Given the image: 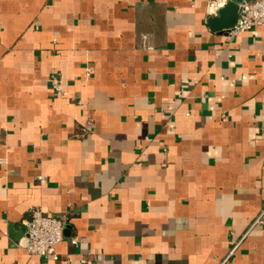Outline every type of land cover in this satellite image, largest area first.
<instances>
[{"label":"crops","instance_id":"obj_1","mask_svg":"<svg viewBox=\"0 0 264 264\" xmlns=\"http://www.w3.org/2000/svg\"><path fill=\"white\" fill-rule=\"evenodd\" d=\"M209 2L0 0V264H264V27Z\"/></svg>","mask_w":264,"mask_h":264},{"label":"built area","instance_id":"obj_2","mask_svg":"<svg viewBox=\"0 0 264 264\" xmlns=\"http://www.w3.org/2000/svg\"><path fill=\"white\" fill-rule=\"evenodd\" d=\"M225 1L210 0L208 8L215 12ZM254 26L264 27V0H250L242 5L236 20L232 27L227 32V37H235L238 34L251 29ZM148 33H142V41L149 38ZM146 48H151L150 45L143 44ZM51 85L56 93L62 94L63 88L60 79L55 75H51ZM37 179L41 182L45 181L44 175H38ZM25 226L24 237L29 240L26 249L31 254L40 256H50L53 259L58 258L56 246L64 238L65 217L52 215L43 211L40 207H31L28 217L23 221ZM264 223V210H262L249 228ZM75 243V239H72ZM236 246L229 251L221 264L225 263L234 254Z\"/></svg>","mask_w":264,"mask_h":264},{"label":"water","instance_id":"obj_3","mask_svg":"<svg viewBox=\"0 0 264 264\" xmlns=\"http://www.w3.org/2000/svg\"><path fill=\"white\" fill-rule=\"evenodd\" d=\"M249 1L250 0H226L213 15L207 18L206 25L208 29L212 32L226 35L236 20L242 5ZM22 243L24 246H27L29 240L23 238Z\"/></svg>","mask_w":264,"mask_h":264}]
</instances>
